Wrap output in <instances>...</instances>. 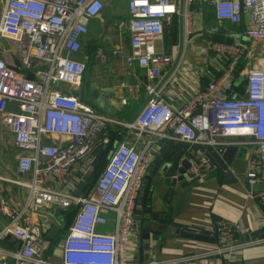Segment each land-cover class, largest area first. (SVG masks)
Masks as SVG:
<instances>
[{"label": "built area", "instance_id": "obj_1", "mask_svg": "<svg viewBox=\"0 0 264 264\" xmlns=\"http://www.w3.org/2000/svg\"><path fill=\"white\" fill-rule=\"evenodd\" d=\"M195 1L128 0L127 60L137 61L147 75L145 105L130 123L97 112L74 91L82 86L87 69L86 62L76 57L81 38L104 9L103 0H5L0 35L18 42L20 48L19 65L0 59V114L16 146L26 152L18 163V173L26 178L13 182L28 189L29 198L16 216L0 196V212L11 218L0 240L11 235L19 242L15 249L0 247L1 264H178L185 259L226 258L264 243V237L246 239L245 227L222 221L209 234L215 245L203 254L138 261L128 253L133 235L141 231L136 208L143 177L161 141L227 147L230 137L252 136L259 154L250 157L246 181L251 187L263 186L256 196L264 207V0H200L214 5L220 21L238 24L243 13L251 15L252 25L244 35L260 43L263 55L245 71L247 98L226 93L237 76L236 64L231 63L206 90L185 106H176L165 99L162 83V70L174 57L159 52L156 42L177 16L191 33L194 12L189 6ZM209 48L220 59L237 58L243 51L237 42H211ZM30 73L33 79L28 78ZM111 124L126 127L144 140L143 145L138 148L121 139L88 193L75 197L81 177H65L73 166L80 167L82 176L97 150L112 146L107 133ZM53 137L58 139L49 142ZM52 205L78 209L62 237L57 261L50 257L49 243L34 222L37 212ZM112 213V230L100 231Z\"/></svg>", "mask_w": 264, "mask_h": 264}, {"label": "crops", "instance_id": "obj_2", "mask_svg": "<svg viewBox=\"0 0 264 264\" xmlns=\"http://www.w3.org/2000/svg\"><path fill=\"white\" fill-rule=\"evenodd\" d=\"M4 2L5 0L0 6V14ZM103 3L101 14L89 22V31L81 38V52L76 55L87 66L79 93L88 92L89 95L92 88L110 89L111 102L118 111L114 117L121 122H129L146 102L147 75L137 61L127 60L131 53V37L125 27L130 18L128 0H103ZM120 3H124L123 12L119 9ZM189 7L194 12L191 33L185 29L182 17L177 16L174 24L165 30L163 38L156 42L159 52L174 57L172 64L162 70L165 99L176 106H185L197 93L206 90L210 82L221 75L225 65L231 63L236 64L237 76L230 82L226 93L245 96L246 78L242 81L239 78L245 76L247 68L259 63L263 55L260 43L244 35L245 29L252 25L251 15L243 13L241 21L232 24L216 18L215 7L211 2L197 0ZM211 42H237L241 44L243 51L237 58L220 59L209 48ZM19 48L18 42L0 35V59L10 66L18 65ZM84 82L87 84L86 88ZM81 99L97 112L106 114L95 105L91 97L89 99L92 103L84 96ZM122 128H117L115 136L121 135V139L141 148L144 140ZM57 139L53 137L48 141ZM164 142L166 141H161L159 145ZM226 142L228 146L239 149L228 171L218 166L212 168L201 160L197 168H189L187 177L181 179L178 178L176 169L167 172L160 169L159 174H152V165L158 151L156 152L144 174L136 208L140 226L149 222L153 229L159 231L158 235H151L150 260L161 261L205 253L215 245L214 240L182 236L178 230L190 228L211 239V230L222 221L245 227L248 231L246 239L264 237V207L256 196L263 186L258 184L251 187L246 181L250 157H258V147L250 135L233 136ZM24 153V150L16 146L13 133L0 114V196L8 201L16 216L21 214L29 198L28 189L13 182L26 178L18 173L19 157ZM81 174L80 167L73 166L65 178L76 180ZM227 174H231L232 178H227ZM69 210L52 205L34 215V222L40 226L43 240L49 243L48 253L55 261L59 260L63 239L52 247L51 232L56 225L61 228L63 224H67L68 227ZM109 217L112 222V214ZM10 222L11 218L0 212V232ZM107 227L102 226L99 230L113 228ZM132 239L128 249L129 256L138 261H146L141 231L135 233ZM18 245L19 242L12 238L0 240V247L4 249H15ZM178 264H264V243L245 248L226 258L185 259Z\"/></svg>", "mask_w": 264, "mask_h": 264}, {"label": "water", "instance_id": "obj_3", "mask_svg": "<svg viewBox=\"0 0 264 264\" xmlns=\"http://www.w3.org/2000/svg\"><path fill=\"white\" fill-rule=\"evenodd\" d=\"M197 35V34H196ZM19 65V63H18ZM29 79H33V74H28ZM246 76L240 77L239 81L245 79ZM111 90L108 88L97 89L92 88L89 90V97L94 100L95 105L104 113L114 117L117 115L118 111L111 102L110 99ZM244 98H247V94H245ZM145 105V104H144ZM143 105V106H144ZM143 108V107H142ZM141 108V109H142ZM140 109V111H141ZM139 111V112H140ZM137 113V115L139 114ZM137 115L129 121L130 123L134 122ZM126 130V127L122 128ZM121 131V130H120ZM121 140V135L114 140L112 146L106 150L102 149L98 151L90 163L89 168L87 171L81 176V179L76 185L75 190L73 191V195L75 197H79L81 195H86L88 193L89 187L95 181L96 175L101 171L103 163L105 161L106 156L109 159L112 152L115 150L118 142ZM238 147L235 146H201L198 144L190 146L186 143L175 144L173 141H166L164 142L158 150L156 155V159L152 165V174H159L160 169L163 171H174L175 169L178 171V178H186L187 177V170L191 167H198V163L203 160L206 162L210 167L218 166L225 171H228V167L232 163L235 155L238 152ZM108 154V155H107ZM227 178H232L231 174H227ZM67 228V224H63L60 228V225H56L53 227L51 236L53 238V246L54 247L62 238L64 231ZM178 232L182 236L195 238L199 240H214L209 239L207 236H204L199 231L193 229H185L183 231ZM159 231L153 229V226L149 222H145L143 226L141 225V235L143 239V246L142 248L145 250V260H150V252L152 249L151 245V235H158ZM13 239L15 237L9 235L7 239ZM16 240V238H15ZM215 241V240H214Z\"/></svg>", "mask_w": 264, "mask_h": 264}, {"label": "trees", "instance_id": "obj_4", "mask_svg": "<svg viewBox=\"0 0 264 264\" xmlns=\"http://www.w3.org/2000/svg\"><path fill=\"white\" fill-rule=\"evenodd\" d=\"M115 118V117H114ZM116 119V118H115ZM117 120V119H116ZM119 121V120H118ZM119 127H121V126H118V125H109L108 126V128H107V133H108V136L110 135V136H115V131L117 130V128H119ZM109 136V137H110ZM115 137H117V135L115 136ZM115 137H110L111 138V140H112V142H114V140H115ZM98 151H100V149H98L97 150V152ZM108 155V154H107ZM108 156H106V158H105V161H104V163H103V166H102V168H101V170L105 167V165H106V163H107V161H108V158H107ZM100 173V172H99ZM99 173L96 175V177H95V179L97 178V176L99 175ZM77 208H72V209H70L69 210V213L70 214H68V217H67V219H68V222H69V225L71 224L72 225V223H73V221H74V218H75V215H76V213H77ZM68 225V227H70ZM67 227V228H68ZM69 229V228H68Z\"/></svg>", "mask_w": 264, "mask_h": 264}, {"label": "rangeland", "instance_id": "obj_5", "mask_svg": "<svg viewBox=\"0 0 264 264\" xmlns=\"http://www.w3.org/2000/svg\"><path fill=\"white\" fill-rule=\"evenodd\" d=\"M3 1H4V0H0V6L2 5ZM119 9L123 12V9H124V3H120ZM86 85H87L86 82H84V86H85L84 88H86ZM80 90H81L80 88H76L74 91H75L76 94L79 95V91H80ZM88 101L92 103V101H91L90 99H88ZM114 217H115V213H112V221H113V218H114ZM109 225L112 227V226H113V223L110 221V223H108L107 226H109ZM107 226H106V227H107ZM111 227H107V228H111ZM111 229H112V228H111ZM111 229H109V230H107V231H110ZM105 231H106V230H105ZM107 231H106V232H107ZM13 241H15V238H13ZM59 242H60V241H59ZM59 242H58V243H59Z\"/></svg>", "mask_w": 264, "mask_h": 264}, {"label": "flooded vegetation", "instance_id": "obj_6", "mask_svg": "<svg viewBox=\"0 0 264 264\" xmlns=\"http://www.w3.org/2000/svg\"><path fill=\"white\" fill-rule=\"evenodd\" d=\"M85 93V92H84ZM84 93H79V97L81 98V96L83 97H85V98H88L89 99V95H88V92L86 93V94H84Z\"/></svg>", "mask_w": 264, "mask_h": 264}]
</instances>
